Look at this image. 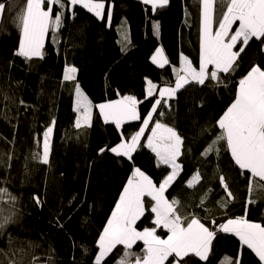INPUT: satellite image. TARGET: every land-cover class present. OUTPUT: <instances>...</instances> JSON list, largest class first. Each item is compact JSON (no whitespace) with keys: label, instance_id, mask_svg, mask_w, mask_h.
Segmentation results:
<instances>
[{"label":"trees","instance_id":"1","mask_svg":"<svg viewBox=\"0 0 264 264\" xmlns=\"http://www.w3.org/2000/svg\"><path fill=\"white\" fill-rule=\"evenodd\" d=\"M23 2L16 0L18 6ZM0 3L8 5L9 0ZM105 3L103 20L79 6L75 19L65 10V26L57 34L56 42L49 33L43 59L26 60L16 55L20 36L13 24L15 8L6 7L0 17V187L18 198V215L0 235V249L9 256L15 252V259L21 264H93L99 233L134 167H139L157 185L170 171L166 166H157L155 154L143 146L133 153L132 161L107 151L100 154L101 148L120 141L121 132L130 137L138 131L142 120L126 122L117 129L104 122L96 105L134 95L143 101L138 105L143 119L154 101L145 99L146 78L158 88L173 86L172 66L179 67L181 53L198 67V6L193 0H169L167 6L153 13L151 6L140 0ZM110 5L112 18L108 26ZM124 22L129 39L122 45L119 30ZM154 22L160 25L158 35L152 27ZM158 46L170 62L164 68L151 61ZM254 63L264 66V53L258 41L250 42L242 54L239 70L226 78L227 87H213L210 81L205 86H187L169 101L170 109L161 106L165 112L163 121L175 127L183 138L182 155L178 158L182 171L165 195L169 199L178 197L185 213L208 215L217 224L245 216L246 206V218L264 224V187L254 184L249 193L247 173L241 175L223 144L219 145V156L201 155L219 131L215 121L232 101L236 81ZM66 65L77 68L76 82L91 101L90 127H74V82H62ZM53 119L56 123L50 141V163L44 165L34 160L32 154L42 153L43 132ZM148 134L145 133L141 145ZM217 167L234 196L226 210L217 204L221 197H226L219 185ZM197 170L203 179L189 189L186 181ZM206 192L209 198L204 207H197ZM34 196H39L42 203L36 204ZM250 198L258 202L249 205ZM152 218L146 212L137 228L151 227ZM158 234L167 235L163 229ZM142 248V242H138L133 251L139 253ZM240 250L236 236L219 233L213 241L210 264H220L225 256L235 259ZM122 251L118 246L106 264H116ZM185 260L186 264H202L196 257ZM0 261L7 264L3 254ZM242 264H259V260L245 248Z\"/></svg>","mask_w":264,"mask_h":264},{"label":"snow or ice","instance_id":"2","mask_svg":"<svg viewBox=\"0 0 264 264\" xmlns=\"http://www.w3.org/2000/svg\"><path fill=\"white\" fill-rule=\"evenodd\" d=\"M140 2L150 5L153 13L169 4V0ZM193 3L198 6L200 16L198 67L181 53L179 67L172 66L174 86L166 84L158 88L156 83L146 78L145 99L154 98V101L143 119L138 112V105L143 101L134 95H124L120 99L96 105L104 122L114 124L117 129H121L126 122L142 120L138 131L130 137L121 132L120 142L115 146L101 148L100 154L107 151L132 161L133 153L143 146L155 154L157 166H166L170 171L157 185L139 167H134L99 233L96 241L98 251L93 264H106V259L118 246L123 251L117 257L116 264H186L185 258L189 257L198 258L202 264H210L213 241L219 233L232 234L241 244L235 259L225 256L220 264H242L245 248L258 258L259 264H264V224L246 218L247 206L245 216L227 218L217 224L216 219H210L208 215L201 217L195 212L185 213L184 205L178 197L169 199L165 195L182 171V165L177 161L182 155L183 138L175 127L163 121L165 112L161 106L170 109L169 101L175 99L178 92L187 86H205L210 81L213 87H227L226 78L239 70L242 54L250 42H260V51L264 53V0H193ZM77 6L98 19H104L105 0H24L19 6L16 0H9L8 5L0 3V17L6 7L15 8L13 24L20 36L16 55L26 60L43 59L49 33L52 34L53 42H56L57 34L65 26V10L70 18L75 19ZM54 7L57 8L55 12ZM186 15L190 13L186 11ZM111 18L112 12L109 9L108 26ZM152 27L158 35L159 22H154ZM121 37L125 42L128 40L123 26ZM151 61L160 68L170 63L160 47L156 48ZM77 71L75 66L66 65L62 82H74V112L77 113L74 127L81 129L91 126L93 113L91 101L76 82ZM55 123L53 119L43 132L42 153L37 151L32 154L34 160L44 165L50 163V141ZM215 125L219 131L201 155L219 156V145L223 144L241 175L247 173L249 193L253 192L254 184L264 187V66L254 63L236 81L233 99L215 121ZM146 132L149 134L141 145ZM216 173L219 185L226 193V197H221L217 204L226 210L234 196L218 167ZM202 179L197 170L186 181V187L195 188ZM208 198L206 192L197 207L203 208ZM17 199L7 188L0 187V235L16 220ZM33 200L38 205L42 203L39 196H34ZM257 202L250 198L247 204ZM4 204L9 207L4 208ZM146 212L153 217L152 226L138 230L137 223L145 217ZM160 229L166 231V237L157 234ZM138 242L143 245L139 253L133 251ZM11 244L9 238V246ZM19 251L23 252V249ZM0 254L6 257L7 264H21L15 259V252L9 256L0 249ZM0 264L4 262L0 261Z\"/></svg>","mask_w":264,"mask_h":264},{"label":"rangeland","instance_id":"3","mask_svg":"<svg viewBox=\"0 0 264 264\" xmlns=\"http://www.w3.org/2000/svg\"><path fill=\"white\" fill-rule=\"evenodd\" d=\"M109 9L111 10V5L109 6ZM126 25V26H125ZM122 26H123V30H126V32H127V34H128V39H129V32H128V26H127V24L124 22V23H122L121 24V27H120V30H119V34H120V43L123 45L124 44V42L125 41H123L122 40V37H121V31H122ZM158 47H160L161 48V46H158ZM185 56V55H184ZM147 86V85H146ZM83 91V90H82ZM73 94H74V86H73ZM85 94V93H84ZM86 95V94H85ZM87 96V95H86ZM122 96H120V97H118V98H115V99H113V100H117V99H120ZM89 99V98H88ZM109 101H112V100H109ZM106 102H108V101H105V102H101V103H106ZM100 104V103H99ZM75 107V95H74V101H73V108ZM76 116H77V113H76ZM75 119H76V117H75ZM46 130V129H45ZM120 142V141H119ZM118 142V143H119ZM117 144V143H116ZM115 144V145H116ZM115 145H113V146H115ZM4 208H8L9 206L7 205V204H4V205H2ZM114 208V207H113ZM153 219V218H152ZM148 227V226H147ZM143 229V228H142ZM142 229H138V230H142ZM158 234V233H157ZM158 235H160V234H158ZM162 236V235H161ZM97 251H98V249H97ZM97 253V252H96Z\"/></svg>","mask_w":264,"mask_h":264},{"label":"crops","instance_id":"4","mask_svg":"<svg viewBox=\"0 0 264 264\" xmlns=\"http://www.w3.org/2000/svg\"><path fill=\"white\" fill-rule=\"evenodd\" d=\"M237 24H238V22H237ZM234 27H235V25H234ZM155 50H156V49H155ZM237 50H238V49H237ZM154 53H155V51H154ZM154 53H153V54H154ZM153 54H152V55H153ZM164 55H165V53H164ZM151 57H152V56H151ZM166 58H167V57H166ZM198 65H199V64H198ZM164 86H165V85H164ZM173 86H174V85H173ZM161 87H163V86H161ZM177 162H178V161H177ZM178 163H179V162H178ZM125 184H126V183H125ZM114 206H115V205H114ZM237 217H238V216H237ZM253 222H254V221H253ZM162 237H166V236H162Z\"/></svg>","mask_w":264,"mask_h":264}]
</instances>
